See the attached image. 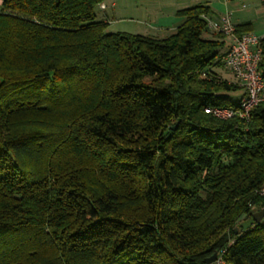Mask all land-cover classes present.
Returning a JSON list of instances; mask_svg holds the SVG:
<instances>
[{"label": "trees", "instance_id": "1", "mask_svg": "<svg viewBox=\"0 0 264 264\" xmlns=\"http://www.w3.org/2000/svg\"><path fill=\"white\" fill-rule=\"evenodd\" d=\"M104 1L0 3V264H264V218L236 232L264 208V102L205 111L242 89L214 9L158 38L107 33Z\"/></svg>", "mask_w": 264, "mask_h": 264}, {"label": "rangeland", "instance_id": "2", "mask_svg": "<svg viewBox=\"0 0 264 264\" xmlns=\"http://www.w3.org/2000/svg\"><path fill=\"white\" fill-rule=\"evenodd\" d=\"M1 1L2 0H0V2ZM225 1L226 0H105L103 3L106 5V8L103 9L101 6L103 3H101L96 7L95 11L97 13V19L108 22L106 28L107 33L127 32L165 38L167 37L166 34L161 35V33L157 32L158 30L150 27L149 22L154 21L155 15L170 9H176L177 6L187 8L202 3L208 4L211 7H217V5L222 6ZM230 5H232V8L240 7L239 11L232 12V20L240 18L251 21L253 23L252 31L254 33L258 35L264 33V10L261 0H231ZM219 11L222 10L218 9V12ZM211 17L213 19L217 18L215 15ZM230 96L233 97L235 101H239L242 92H232ZM259 210V208L255 207L253 208V213ZM247 219L248 217L245 219L242 218L241 221Z\"/></svg>", "mask_w": 264, "mask_h": 264}, {"label": "built area", "instance_id": "3", "mask_svg": "<svg viewBox=\"0 0 264 264\" xmlns=\"http://www.w3.org/2000/svg\"><path fill=\"white\" fill-rule=\"evenodd\" d=\"M101 6L103 9L106 8L104 3ZM205 18L209 30L220 32L225 37L231 38L222 56V62L245 92L237 106H216L205 108V111L220 118L238 116L248 119L253 108L259 102H264V75L259 69L262 57L261 37L254 32L238 35L237 24L233 22L229 13L221 14L216 19L206 15Z\"/></svg>", "mask_w": 264, "mask_h": 264}, {"label": "crops", "instance_id": "4", "mask_svg": "<svg viewBox=\"0 0 264 264\" xmlns=\"http://www.w3.org/2000/svg\"><path fill=\"white\" fill-rule=\"evenodd\" d=\"M230 2H231V0H226L222 6H220V5H217V7L213 6L212 8L214 9V15L218 17L221 14L229 13L231 15V17H232V12L239 11L240 7H236L235 6L236 8H232V5H230ZM261 2H262V5H263V10H264V1L261 0ZM184 8H186V7H184ZM180 9H183V8L177 6L176 9H170V10H167V11H164L162 13H159V14L155 15L154 21H150L149 22L150 23V27L154 28L155 30H158L157 32L161 33V35H163V34H166V36L170 35L171 33H173L175 31L176 27L178 25H180L184 21V17L177 13L178 10H180ZM218 9H221L222 11L218 12ZM215 11H216V13H215ZM244 21H246V20H243V19H240V18H237V19L233 20V22L235 24H238V23L244 22ZM250 32H253V31H250ZM259 36L261 38L264 37V33L262 35H259ZM225 41H226V46H225V50H226V48L228 47L229 43L231 42V38L230 37H225ZM216 70L218 71V73L222 77H224L226 79H230V80L232 78L231 81L235 80L234 79L235 78L234 75L226 67L225 68H224V66L218 67V68H216ZM239 91L242 92V96H241V98H242L245 95V92H244L243 89H241Z\"/></svg>", "mask_w": 264, "mask_h": 264}, {"label": "water", "instance_id": "5", "mask_svg": "<svg viewBox=\"0 0 264 264\" xmlns=\"http://www.w3.org/2000/svg\"><path fill=\"white\" fill-rule=\"evenodd\" d=\"M264 218V208L253 213L250 218L241 222L240 226L237 227L236 232H240L242 229H246L253 225L254 223L261 222ZM217 254H214L209 260L208 263H212L216 260Z\"/></svg>", "mask_w": 264, "mask_h": 264}]
</instances>
